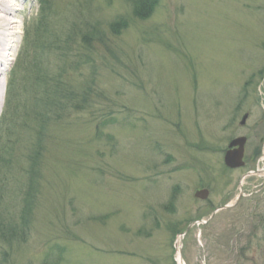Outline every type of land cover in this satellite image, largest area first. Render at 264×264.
Returning <instances> with one entry per match:
<instances>
[{
	"label": "rangeland",
	"instance_id": "1",
	"mask_svg": "<svg viewBox=\"0 0 264 264\" xmlns=\"http://www.w3.org/2000/svg\"><path fill=\"white\" fill-rule=\"evenodd\" d=\"M44 3L19 1L0 77V264L61 247L64 264H180V243L185 264H264V0H160L145 19L132 0ZM64 86L84 108L38 136L35 101ZM248 134L247 165L227 168ZM40 142L37 207L14 240Z\"/></svg>",
	"mask_w": 264,
	"mask_h": 264
},
{
	"label": "trees",
	"instance_id": "2",
	"mask_svg": "<svg viewBox=\"0 0 264 264\" xmlns=\"http://www.w3.org/2000/svg\"><path fill=\"white\" fill-rule=\"evenodd\" d=\"M44 1L46 2V0H40V2L42 3V8L46 9L48 7V5L44 3ZM133 4H134V9H135V15H137L139 18L141 19H145L150 17L153 12L155 11V7L156 5L159 3L160 0H132ZM112 32L118 34L121 32L122 29H125V26H127V21H115L114 23H112ZM31 67H28V69H30ZM12 83L13 80L9 81L8 86H7V102L6 105H8L9 103V96L12 94V98L10 100V103H12L13 101H16V92L12 91ZM67 87L64 86L63 88V92L65 91ZM67 94L65 95V97L63 99H60L58 97L53 98V96L50 93V89H45L42 93L41 96H38L37 101H35V105H39L40 108H43L44 110H41V112L39 113V117L38 120V126H39V131L40 133L38 134V136H42L43 133V129L45 130V125L49 122L50 116L51 114H53L54 112H56V114L58 113L60 115V112L62 110L67 109L66 107L68 105H71L72 103H70V101L74 100L75 103V98L73 97L71 94H73L75 96L74 93H72L70 91L69 88ZM61 90V89H60ZM12 91V92H11ZM70 95V96H69ZM80 98V97H79ZM79 101V99L76 100ZM86 102V100H85ZM75 103V104H76ZM73 108L75 107H80V108H84L83 106V102H78L76 105H71ZM28 106H25L23 109H26ZM7 109V106H6ZM28 109V108H27ZM59 111V112H58ZM29 112V111H28ZM5 116V113H4ZM28 116V114L23 113V117L26 118ZM38 117V116H37ZM33 120V119H32ZM2 123V121H1ZM43 143L40 142L39 143V148L37 151V154H35L33 161H31L30 163L33 164V162L35 163V165H31L28 174L30 177V181H29V185L31 186L28 192V196L27 198H24L23 200V209L21 211V214L19 216L20 220L17 221L16 226L12 227L10 226V236L11 238H13L14 240L18 238H24L26 235V230L29 228V226L31 225L32 222V218H33V214L35 212V208L36 206V199H34V193L32 188L35 186L36 184V188L38 184V180H39V173H40V160H39V155L42 152L40 151L41 149H43ZM257 156L260 155V150L257 152ZM33 158V157H32ZM34 169V170H33ZM35 188V187H34ZM39 190V187H38ZM27 193V191H26ZM26 229V230H25ZM16 230V231H15ZM45 260L43 264H64V258H63V250L62 247L60 248V250L58 249V251H51L48 252L45 256Z\"/></svg>",
	"mask_w": 264,
	"mask_h": 264
},
{
	"label": "bare ground",
	"instance_id": "3",
	"mask_svg": "<svg viewBox=\"0 0 264 264\" xmlns=\"http://www.w3.org/2000/svg\"><path fill=\"white\" fill-rule=\"evenodd\" d=\"M20 0H0V77L5 73L6 66L14 59L15 34L19 28L17 13L20 8ZM5 66V67H4ZM5 86L0 80V116L5 103ZM181 243L178 248L177 261L185 264L181 252Z\"/></svg>",
	"mask_w": 264,
	"mask_h": 264
},
{
	"label": "water",
	"instance_id": "4",
	"mask_svg": "<svg viewBox=\"0 0 264 264\" xmlns=\"http://www.w3.org/2000/svg\"><path fill=\"white\" fill-rule=\"evenodd\" d=\"M246 117L244 118V120ZM247 139L244 136H239L232 141H230L229 147L227 148V151L225 152V158L224 162L225 165L229 166L230 168L237 169L238 167L245 166V149H246V143ZM210 193L209 188L199 189L195 196L196 198H200L203 200H208V196ZM187 232V231H186ZM186 232L183 233L186 234Z\"/></svg>",
	"mask_w": 264,
	"mask_h": 264
},
{
	"label": "flooded vegetation",
	"instance_id": "5",
	"mask_svg": "<svg viewBox=\"0 0 264 264\" xmlns=\"http://www.w3.org/2000/svg\"><path fill=\"white\" fill-rule=\"evenodd\" d=\"M263 72H264V71H263ZM249 115H250V114L247 112V113L242 117V119L240 120L242 127H246V126H247V122H248L247 120L249 119ZM245 117H246V119L244 120ZM239 136H244V137H246V139H247L246 147H247V145H248V139H249V134H248V135H239ZM237 137H238V136H237ZM237 137H236V138H237ZM257 151H258V150L255 149V151H254L255 155L258 154ZM245 153H246V150H245ZM246 157H247V153H246V155H245V164L247 163V161H246ZM246 165H247V164H246ZM238 169H240V168H238ZM238 169H237V170H238Z\"/></svg>",
	"mask_w": 264,
	"mask_h": 264
}]
</instances>
